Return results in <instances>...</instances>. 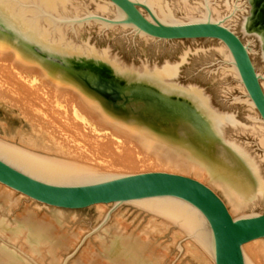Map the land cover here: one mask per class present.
<instances>
[{
	"label": "bare ground",
	"instance_id": "bare-ground-1",
	"mask_svg": "<svg viewBox=\"0 0 264 264\" xmlns=\"http://www.w3.org/2000/svg\"><path fill=\"white\" fill-rule=\"evenodd\" d=\"M64 1L0 0V71H6L11 82V88L7 91L0 87V137L18 138L22 145L45 153L39 155L14 149L0 139L1 158L41 178L75 182L105 176L110 173L103 170L118 167L174 165L171 163L182 155L187 162H176L178 171H188L221 192L232 215L242 214L247 207L264 197V119L249 96L235 61L222 40L213 38L218 40L220 51L225 53L227 71L235 76L239 84L241 95L232 100L241 102L243 108L247 107L246 117L249 121L245 123H240L232 113L219 112L213 108L203 90L195 86L181 88L174 85L171 76L176 73L175 67L164 65L163 68L153 67L150 70L143 67L134 72L93 53L72 49L60 38H54L50 30L44 28V23H52L46 17L58 22L60 20L45 12L56 9V5L63 7ZM106 1L118 10V18H121V10L111 1ZM138 1L148 8L141 6L148 17L153 13L161 21L172 20V11L167 5L163 7L160 0ZM204 1L203 16L211 19L214 13L218 18L217 8L210 4V0ZM232 4L230 9L225 1L224 8L228 15L219 19L224 24L233 15H244L246 12L245 2L234 0ZM197 9V6L187 5L188 14L194 15ZM241 20V29L244 30L245 18ZM106 23L130 26L141 37L165 39L147 34L125 21ZM56 27L55 25L52 31H57ZM11 29L14 30L13 34H9ZM33 46L58 55L66 62L87 61L101 64L116 76L144 81L165 92L182 94L193 104L194 107L190 110L193 113L186 115L184 112H177L154 95L148 96L151 100L129 102L131 112L123 113V107L127 105L121 103L114 107V101L101 97L72 72L35 53ZM246 46L248 51L251 50ZM259 55L264 59L263 51ZM257 74L264 91V72ZM61 102L73 103L72 109L61 106ZM61 117L64 121L66 118L67 124ZM77 120H82L83 123L80 124L81 121L78 123ZM86 127L91 131L89 135L83 131ZM229 127L239 134L249 133L255 136L261 154L253 155L245 144L232 139L231 135L227 136L226 130ZM105 128L114 132L109 133L115 141H110L99 133L100 129ZM118 143L125 145L119 146ZM46 153L50 156H46ZM137 155L142 158L138 159ZM0 188L27 196L3 182H0ZM129 201L158 217L153 216L148 220L140 231L139 240L117 228L111 231V237L116 236L112 241L116 242L115 245L118 243L125 253L137 258L138 248L141 247L138 243L145 241L148 234L159 233L169 224H175L194 239L184 243L187 254L201 264H211L202 251H207L213 259L210 231L204 217L195 207L176 197H147ZM112 203L121 202H95L88 206L101 207ZM99 211L101 213L102 209ZM113 217L115 224L120 226L123 222L121 212H116ZM176 234L178 233L174 232L175 238ZM182 234H178V237ZM242 249L246 264H264V236L245 241ZM212 261L215 264L214 259Z\"/></svg>",
	"mask_w": 264,
	"mask_h": 264
},
{
	"label": "rangeland",
	"instance_id": "rangeland-1",
	"mask_svg": "<svg viewBox=\"0 0 264 264\" xmlns=\"http://www.w3.org/2000/svg\"><path fill=\"white\" fill-rule=\"evenodd\" d=\"M225 1L231 9L234 0H210V4L219 12L218 18L213 13L211 19L219 20L228 15L224 8ZM240 2H245V14L233 15L225 25L235 31L242 41L247 43L249 49L251 48L249 54L256 72L263 73L264 59L260 57L259 53L264 52V0H240ZM160 3L163 7L167 5L172 11L173 15L170 22L205 18L202 13L205 11L204 0H160ZM187 5L190 7L197 6L198 9L196 13H193L194 15L188 14ZM61 6L56 5V9L45 12L53 18L59 19L60 22L43 15L52 22L44 23V28L50 30L54 38H60L64 44L71 46L72 49L93 53L102 59L114 62V64L128 67L134 72L142 70L143 67L148 70L153 69V67L160 69L164 65L175 67L176 73L171 76L174 85L181 88L195 86L203 90L212 107L219 112L232 113L240 123L249 121L246 117L248 114H246L247 107L243 108L241 102L232 100L241 95V90L238 88L239 84L234 78L235 76L233 77L227 71L225 53L220 51L218 40L200 37L167 41L141 37L130 26L109 25L98 19L90 18L73 23L63 21L66 17L84 16L89 13L118 18V10L106 0H65L63 7ZM142 11L148 16L144 9ZM242 18H245L244 30L241 29ZM55 25L58 29L54 32L52 29L55 28ZM11 32L9 34H13L14 30L11 29ZM32 50L49 62L72 72L92 89L117 94L118 100L113 105L114 107L120 106L121 103L127 105L122 106L123 111H120L123 113L131 112L128 103L134 100L133 97L136 94L154 95L180 113L191 112L188 109L187 101L179 95H161L146 85L126 83L89 63H63L54 56L41 53L35 46L32 47ZM3 72L5 73L0 71L2 76L0 77V87L7 91L11 88L10 77L6 71ZM4 76L8 77V80ZM60 105L68 110L73 107L71 102H61ZM89 120L93 121L92 118ZM79 121H81L80 124L83 123L82 120ZM79 121L76 122L79 123ZM63 122H66V118ZM100 130L99 133L108 140H116L110 135L112 130L108 128ZM83 131L87 135L91 132L88 127ZM226 134L245 144L253 155L261 154L260 148L256 145L255 136H251L249 133L239 134L230 127L227 128ZM0 139L13 146L14 149H23L22 151H31L29 153L45 155L41 151L22 145L18 138L5 139L0 137ZM118 145L124 146L125 144L118 143ZM133 150L135 151V148ZM46 156L50 155L47 154ZM179 156L181 157L176 162L185 163V158L182 155ZM137 158L141 159L142 156L137 155ZM176 162L171 163L174 165H167L169 167L158 164L155 166L146 165L145 167L144 165H136L130 168L118 167L103 170V172L115 174L144 170H167L195 177L188 171H178L179 166L176 165ZM262 173L264 175V169ZM212 189L225 202L221 192ZM261 199L247 207L242 214L241 212L240 214L235 213L233 216L263 211L264 197ZM99 209H102L101 213ZM118 211L123 215V222L121 221L120 226L116 225L113 220L114 214ZM153 216L158 217L141 209L131 201L112 203L109 206L101 205V207L90 205L66 209L42 204L28 196L21 195L17 191L8 192L0 188V264H201L196 258L187 254L184 247L186 241L194 239L175 224H169L166 229H162L159 233L148 234V237L144 238L145 241L138 243L141 247L138 248L137 258L132 256L134 259L130 253L128 255L122 248H119L118 243L115 245L116 242L112 241L116 236L112 238L111 231H114L115 228L120 232L132 234L139 240L140 231ZM174 232L179 235L183 233L182 238H179L178 234L175 238ZM202 251L205 252L204 254L211 264H214L212 255L204 249ZM250 259L253 260L252 257Z\"/></svg>",
	"mask_w": 264,
	"mask_h": 264
},
{
	"label": "water",
	"instance_id": "water-1",
	"mask_svg": "<svg viewBox=\"0 0 264 264\" xmlns=\"http://www.w3.org/2000/svg\"><path fill=\"white\" fill-rule=\"evenodd\" d=\"M122 12L121 18H109L89 13L84 16L66 17L63 21L99 19L105 22L125 21L139 30L158 38H217L222 40L231 53L240 78L264 119V91L251 60L248 48L239 35L219 20L210 18L164 22L153 13L145 15L138 0H109ZM148 9V8H146ZM36 49L47 56H54L63 63L62 57ZM89 63L103 72L124 82L138 83L154 89L161 95L176 94L187 101L188 109L194 107L184 95L165 92L155 85L140 80H128L113 74L104 65ZM87 85V84H86ZM101 97L116 101L117 94L97 91ZM134 102L151 100L140 94ZM139 99V100H137ZM159 100V99H158ZM179 112L178 110H175ZM189 114V113H188ZM187 115V113H186ZM0 182L26 194L30 198L57 207L82 208L95 202H124L147 197H176L195 207L204 217L211 236L215 264H246L242 244L252 238L264 236V210L258 213L233 216L223 199L205 182L193 176L167 170H144L107 174L94 179L75 182L41 178L14 166L0 157Z\"/></svg>",
	"mask_w": 264,
	"mask_h": 264
}]
</instances>
